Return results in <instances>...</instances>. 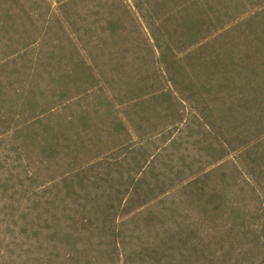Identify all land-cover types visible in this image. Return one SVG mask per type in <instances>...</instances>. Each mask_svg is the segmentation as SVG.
<instances>
[{"label": "rangeland", "instance_id": "obj_1", "mask_svg": "<svg viewBox=\"0 0 264 264\" xmlns=\"http://www.w3.org/2000/svg\"><path fill=\"white\" fill-rule=\"evenodd\" d=\"M0 264H264V0H0Z\"/></svg>", "mask_w": 264, "mask_h": 264}]
</instances>
